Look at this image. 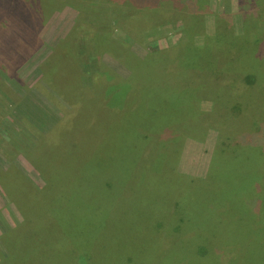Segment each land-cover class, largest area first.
<instances>
[{"label": "rangeland", "instance_id": "1", "mask_svg": "<svg viewBox=\"0 0 264 264\" xmlns=\"http://www.w3.org/2000/svg\"><path fill=\"white\" fill-rule=\"evenodd\" d=\"M40 1L45 10L55 5L38 28L41 47L21 63H0V259L16 237L34 248L33 264H264V218L238 219L257 164L216 159L210 165L225 122L219 131L204 125L196 133L203 114L193 108L223 115L226 92L213 88L198 104L182 106L183 89L167 91L150 78L158 68H145L142 79L139 68L128 86L109 83L102 70L126 78L125 60L100 52L91 36L69 34L77 16L72 0ZM241 2L207 0L197 4L200 17L171 6L145 7L137 12L148 21L141 29L116 23L110 37L137 58L153 46L181 54L198 46L208 67L225 57L232 71L247 57L259 69L258 80L247 85L261 89L264 0ZM192 15L198 32L189 31ZM246 21L259 43L253 44L250 27L241 31ZM217 24L232 30L226 42L220 36L228 55L205 40ZM238 43L252 49L237 51ZM156 59L175 66L173 50ZM176 68L167 84L196 83L198 69ZM260 106H249L257 128ZM240 109L223 110L236 115ZM248 127L243 124L244 132ZM256 210L248 205L246 211L258 218Z\"/></svg>", "mask_w": 264, "mask_h": 264}, {"label": "trees", "instance_id": "2", "mask_svg": "<svg viewBox=\"0 0 264 264\" xmlns=\"http://www.w3.org/2000/svg\"><path fill=\"white\" fill-rule=\"evenodd\" d=\"M206 1L207 0H72L71 3L76 9L77 16L75 23L69 30V34L72 37L83 33L86 34L85 36H91L95 45H99L97 47L100 49V52L111 51L115 57H122L127 65L130 66V74L126 78H120L116 74L112 75L107 73L106 70L101 69L102 73L108 75V78L110 79L109 83H118L128 86L132 83L133 74L136 79L139 68H141L140 79L143 77L145 68L147 69V73L153 68H158L159 75L150 78L154 80V83L159 84L160 87L167 91L183 89V93H185L186 97L185 100L181 102L182 106L194 102L198 104V102L204 99L213 88L216 90L222 89V92L225 91L227 94L226 103L224 106H220V109L225 116L214 111L208 112L202 110V112H199V108L198 110L193 108V113L198 111L199 114H203L201 119L202 123H200L199 126L202 125L199 128V132L196 133L202 132L204 125H213L215 126L214 128H217L219 131L221 125L225 122L222 130L223 132L219 131V133H224L223 138L221 136L216 139V145L213 149V156L210 165L215 163L216 159L220 164L232 162H240L243 164L245 160L249 162V164H257L256 166L253 165V177L251 176L249 180V191H246L248 192L247 198H241L244 208L239 206L242 207V213L238 219L262 220V218H264V86H260L261 89H258V87L254 85H247L254 84L258 80L255 73L256 71L259 72V69L254 70L256 67L251 64L247 57H244L243 61L240 60L239 64H236L232 71L229 69V65H226L227 61L224 59L225 57H221L219 62L211 65L212 67H208L207 64H209V59L204 60L201 57L198 50L200 47L198 48V46L193 47L190 51L189 48L187 50L188 52H186L187 48H185L184 54H181L180 50L179 53L173 49V47L158 49L156 48L157 46H153L150 50L151 52H147L144 57L137 58L129 50L126 51V49H122V47H116L110 37L113 32V24L115 25L116 23L123 22L136 30H138V28L141 29L142 26L148 23V21L141 13L137 12L143 13L145 7L158 8L163 5L171 6L182 11L191 12L197 16L196 11H199L197 4L202 5V3ZM240 1H242L241 3H250V0ZM50 2L52 3V0H50ZM54 8L55 5L49 4L45 10L40 0H0V63L15 62L14 60L21 63L37 52L42 44V39L38 34V28H42L44 17L47 14L46 11ZM196 16L192 15L186 20L190 25L189 31L193 30L194 32H198L196 28L199 27L197 20L199 15ZM243 27L244 28L241 31L250 27L253 34L251 36L253 44L259 43L257 34H255L254 31V26L252 27V24L249 21H246ZM230 31H232L231 28L225 26L220 27L217 24L214 34L212 36H207L205 40H208V42L212 41L214 45H217L222 55H228L229 53L223 47V39L220 36H223L226 42L227 33ZM59 45L63 46L64 43L60 42ZM75 48L76 47H74V49ZM248 48L251 47L245 46L242 43H238L236 46L237 51L240 52L244 50L247 51L246 49ZM169 50H173L175 53V66L167 63L164 64L162 63V60L159 61L156 59L158 56L166 54ZM121 51L123 52L121 53ZM55 52L56 50L51 53L52 55L49 56V58L53 57ZM218 59L219 57L212 58L211 61ZM46 60L44 63H46ZM85 66H89V63H86ZM176 66H181V68L184 67L187 69H198L200 74L198 75L194 73L193 75V79L197 84L190 83V81L184 82L181 76L179 77V80L184 82V84L180 86L181 88H174L171 84H167L166 80L179 71ZM0 71L3 70L0 69ZM211 76H213L212 79H210ZM190 89L193 91H189ZM228 105H238L242 110L240 109V112L236 115L227 114L224 110H227ZM251 105L262 106H260L261 116L259 118H261V120L259 121L261 123L259 124V128H257L258 125L255 124L256 122L258 123L254 118L256 113L251 107H249ZM185 108L186 107H184V109ZM254 109L256 108L254 107ZM185 114L186 113H184V115ZM216 114L220 115L221 118H218ZM217 120L219 123L216 122ZM246 122L249 124V127L245 128L248 130H246L247 132H244L243 124ZM168 128H175L176 131L182 133L181 128L176 125H168ZM238 132L241 133L238 134L234 140L231 139V137H234L235 133L237 134ZM240 135H243L244 137L241 138V140L238 139ZM178 141L182 140H177V142ZM210 165L208 168L209 172ZM53 176L54 174L49 178V183ZM181 176L183 177L182 179L187 178V182L192 181L191 179H188L185 174H182ZM240 179L244 180L243 173H241ZM199 180L202 179L200 178ZM248 205H251L253 209L254 207L257 208L253 215L257 214L260 218L248 215L246 211L248 210ZM252 212L253 210L250 211V213ZM14 230H11V232H14ZM8 232L10 231H7L6 234ZM260 232L261 233L259 234L264 235L263 230H260ZM214 241L215 244H218L221 240L214 239ZM19 242L20 241H17L16 237H14L12 241L8 240V254L7 257H1L0 264H33L35 262L37 256L31 259V257H33L32 253L35 252L34 248L27 242Z\"/></svg>", "mask_w": 264, "mask_h": 264}]
</instances>
